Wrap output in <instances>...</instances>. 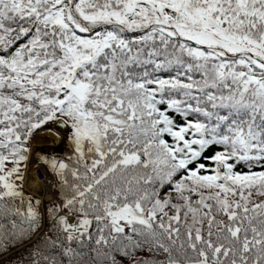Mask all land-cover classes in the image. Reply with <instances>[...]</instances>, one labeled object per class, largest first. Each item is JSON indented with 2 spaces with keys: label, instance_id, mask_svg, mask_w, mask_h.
Segmentation results:
<instances>
[{
  "label": "snow or ice",
  "instance_id": "snow-or-ice-1",
  "mask_svg": "<svg viewBox=\"0 0 264 264\" xmlns=\"http://www.w3.org/2000/svg\"><path fill=\"white\" fill-rule=\"evenodd\" d=\"M0 264H264V0H0Z\"/></svg>",
  "mask_w": 264,
  "mask_h": 264
}]
</instances>
